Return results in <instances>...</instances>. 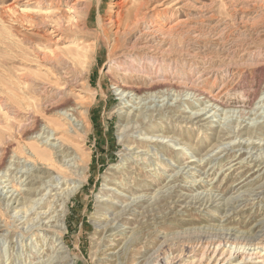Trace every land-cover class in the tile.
Segmentation results:
<instances>
[{"label":"rangeland","instance_id":"obj_1","mask_svg":"<svg viewBox=\"0 0 264 264\" xmlns=\"http://www.w3.org/2000/svg\"><path fill=\"white\" fill-rule=\"evenodd\" d=\"M122 2L141 9L131 34L115 22ZM263 101L264 0H0V264H44L60 248L52 224L30 222L77 180L34 156L48 135L40 151L53 144L63 169L88 157L56 264H264ZM118 187L147 198L104 234L129 203L105 195Z\"/></svg>","mask_w":264,"mask_h":264},{"label":"bare ground","instance_id":"obj_2","mask_svg":"<svg viewBox=\"0 0 264 264\" xmlns=\"http://www.w3.org/2000/svg\"><path fill=\"white\" fill-rule=\"evenodd\" d=\"M126 4L125 3H120V4H118L117 6L118 7H121L120 9H122L121 10V12H120V14L118 15V18H117V20L115 21V22H117V28H118V32H121V30H123V33H128V34H131V32H130V29H131V27L134 25V24H136L137 22H138V19L140 18V15H141V9H138L136 12H132L133 11V9H132V11L131 10H127L126 12H123V10H124V8L125 7H127V6H125ZM110 22H112V21H110ZM60 22L59 21H56L55 22V27H54V29H56V31H59L60 29H62L64 26L63 25H61V24H59ZM69 28H67V30H68ZM117 32V33H118ZM118 35H120V33H118ZM78 44V43H77ZM77 48V47H76ZM66 50V49H65ZM87 50V49H86ZM85 50V51H86ZM90 50V49H89ZM81 51H83V50H81ZM89 53V52H88ZM86 54V53H85ZM81 57V56H80ZM85 58V57H84ZM83 58V59H84ZM86 60V59H85ZM87 61V60H86ZM76 62V61H75ZM77 63L78 64H81V60H77ZM148 90H153V87L151 86L150 87V89H148ZM128 91H130V92H135L136 94H138L139 95V90H138V88L137 89H132V88H126V89H124L123 90V92L122 93H126V92H128ZM169 90H167V92H168ZM154 93H156V92H152L151 94H154ZM164 96H169V93L167 94V95H164ZM259 104H264V101L263 102H260ZM258 106V105H257ZM74 110H76V112H77V109H74ZM73 110V111H74ZM158 110L156 109V112H157ZM60 115V114H59ZM79 115H80V118H81V120L82 121H78V124H77V130L76 131H83V132H89L90 130L87 128V125H86V121H87V118H88V111H85V112H80L79 113ZM152 117H153V115H151ZM151 116H149V117H151ZM138 118L136 119V121H135V123L136 124H139L141 127H143L144 125H145V121H146V119H147V116H142V115H140V113H139V115L137 116ZM255 118V117H254ZM134 122V121H133ZM58 123V122H57ZM56 123V124H57ZM50 124V123H49ZM60 124V123H59ZM63 124V123H62ZM51 126L53 127V125L51 124ZM62 126V125H61ZM234 126V125H233ZM78 127H81V129H78ZM62 128V127H61ZM54 129V128H53ZM60 129V128H59ZM264 129V125H260V126H258V128H257V130L258 131H262ZM65 130V129H64ZM250 130V129H249ZM59 131V130H58ZM25 134H28V129L25 131ZM37 134V133H36ZM241 134V133H240ZM256 132H254V131H250L249 132V137L250 138H252L254 135H255V137H257L256 136ZM48 136H50V135H48ZM48 136L46 137V138H41L40 140H38V138H35L37 141H35V143H36V145H38L37 147H32L33 148V151H34V156L35 157H37V160L38 161H40V162H43V164H45L46 166H48V167H53V168H56L57 170H59V171H62V172H65V173H71V175H73V176H76V178H77V180L76 181H73V182H71V183H69V184H67L66 183V187L59 193V194H57L56 196H53V201L52 202H49V203H46L45 204V206L44 207H41V208H39V213H37L36 215H34L35 217L30 221V222H34L35 220H38V223L37 224H40L41 222H43V221H48V224H52V226H51V228L53 229V230H46L47 231V233L49 234V235H51V237H52V239L54 240V247L56 246L57 247V249H58V247H60L58 250H57V252H56V248H55V253L53 252V254H54V257H51V258H49L47 261H45V263L44 264H56V262H55V260L56 259H59V260H63L64 258H62V257H59V256H57L58 255V252H59V250L61 251L62 249H64L65 248V245H66V243H65V236L67 235V233H68V228H67V220H68V213L70 212V209H69V203H71L72 202V200L76 197V194L78 193V191L82 188V186H83V184L87 181V168L85 167V166H87V165H85V164H87V160H88V157H85L84 155H78V158H73V162L71 163V164H73V168L75 167V169H74V171H72V170H68V168H66V169H63L62 168V165H58V163H61V161L59 160V162H57V160H55V158H57V151L55 152L54 150L56 149V148H54V146H53V144H49V146H50V149H49V153H46V152H41L40 151V148H41V146H40V142H38V141H41V143L43 144L44 143V145H47V144H45V142H43L44 140H49V138H48ZM228 136V135H227ZM226 139H228V138H226ZM230 139V138H229ZM148 144V143H147ZM220 145V144H219ZM46 147V146H45ZM48 147V146H47ZM252 147V146H251ZM233 148V147H232ZM234 148H239L240 150H242V149H249V147L247 146H242L241 144H238V146L237 147H234ZM223 153V152H222ZM260 153V152H259ZM32 155H33V152H32ZM258 157V156H257ZM242 157H240L238 160H242L241 159ZM258 160V159H257ZM256 160V164H255V166L254 167H257V168H261L262 166H264V161L263 162H261V160H259V161H257ZM37 162V161H36ZM39 162V163H40ZM198 163H203L202 162V160L200 161V162H198ZM211 163V162H210ZM34 165L36 166V164L34 163ZM198 165V164H197ZM210 165V164H209ZM242 166V165H241ZM199 168L200 169H202L201 168V165L199 166ZM241 168H245V166H243V167H241ZM250 168H248V170L246 171V172H249V171H251V170H249ZM264 169V167H262V169L261 170H259V172L261 171L262 172V170ZM27 170V169H26ZM179 174V173H178ZM208 174V173H207ZM181 177H179V178H177V179H175V181H174V183H173V185L172 186H170V187H168V188H166V190H165V192H164V194H167L166 196H164L163 197V199L161 200V198L159 197V198H157L158 199V201H159V203L158 204H156V206H158L159 207V209L160 210H162L163 208L162 207H167L169 210H171V208L173 207L172 206V204L169 202L171 199H172V195L169 193L172 189H173V187L177 184V182H179V179H180ZM243 178V176L240 178V179H242ZM236 181V180H235ZM235 181H234V183H235ZM235 185V184H234ZM108 187H110L111 185L110 184H108L107 185ZM238 187V186H237ZM252 187V186H251ZM12 189L15 191V192H19V190H18V188L17 187H15L14 185H12ZM213 190V189H212ZM54 191V190H53ZM128 192H126V194L127 193H131V192H133V190L132 189H128L127 190ZM117 192H121V194H123L125 191L124 190H122L121 191V189H119V187H118V189L117 188H115V190H112V189H108L107 190V192H106V194L105 195H111V200H118V199H121V197L120 196H118L116 193ZM248 192V191H247ZM254 193V192H253ZM36 193L33 191H29V192H27L25 195H27V196H33V195H35ZM14 195V194H13ZM13 195H12V197H13ZM109 195V196H110ZM124 195V194H123ZM155 195H157V194H155ZM155 195H153L154 197H155ZM242 195V194H241ZM258 195V194H257ZM263 194H260V196H259V199L261 198V196H262ZM136 196V195H135ZM141 196V195H140ZM209 196H211V194L209 195ZM61 197V199H59ZM125 197H126V195H125ZM137 197V196H136ZM154 197H150V199L149 200H153V198ZM212 197V196H211ZM210 197V198H211ZM147 197L146 196H141V197H138V198H129V199H126V198H122L121 199V203H127V202H129L128 203V205H126L125 206V208H122V209H120L121 211H120V214H118V215H116L115 217H114V219L111 221V222H108L107 220V222H106V226L104 227V228H102V230H103V233L104 234H106V233H109V232H112L113 231V229L111 228V227H113V225L114 224H117V226L119 225V224H121L124 220H125V218H124V215H126V213L127 212H131L132 211V208H134V207H136V206H139L140 205V203H141V201H140V199H146ZM192 198V197H191ZM27 198H25L24 199V201H22L21 202V204L22 205H26L27 204V200H26ZM57 199V200H56ZM56 200V201H55ZM161 200V201H160ZM195 200V203H201L202 202V199L200 198V196H198V197H195V198H193V201ZM41 201V200H40ZM29 202V201H28ZM192 202V201H191ZM10 203L11 202H9L8 204H7V207H12V206H10ZM38 203V202H37ZM157 203V202H156ZM149 204V203H148ZM161 204H165L164 206H162L161 207ZM104 205L105 206H107V207H105V210H106V208H108V209H111V208H114V206L113 205H111V204H109V203H104ZM175 205V204H174ZM186 205H188V203H186ZM141 206V205H140ZM172 206V207H171ZM28 207V206H27ZM26 207V208H27ZM154 207V206H153ZM22 208V207H21ZM45 208H47V210H45ZM157 208V207H156ZM135 210V209H134ZM163 210H166V209H163ZM104 212V211H103ZM172 213V212H171ZM147 214H150V213H148V212H145V213H143V216H144V218H146L145 216ZM166 215H168V214H166ZM165 217V216H164ZM147 219V218H146ZM260 223V222H259ZM105 224V223H104ZM159 225H158V227H163V222H160V223H158ZM263 224V223H262ZM28 225H30V224H28ZM44 225V224H43ZM102 225V224H101ZM100 225V226H101ZM261 225V224H260ZM100 226H99V228H98V230L99 229H101L100 228ZM146 226V225H145ZM263 226V225H262ZM30 227H32V225L30 226ZM30 227H28V228H30ZM142 227H143V225H139V227H138V230L140 231V230H142ZM261 227V226H260ZM46 228H48V226H47V224H46V226H45V228L44 229H46ZM252 228V227H251ZM264 228V227H263ZM43 229V228H42ZM101 230V231H102ZM31 231H32V233H38L37 232V230H32V228H31ZM136 232H138V231H136ZM229 232V231H228ZM230 233V232H229ZM39 234V233H38ZM134 235V236H133ZM245 235V234H244ZM131 236H133L134 238H133V240H132V242L134 243V241H137L138 239L137 238H135V231H132V235ZM258 243V242H257ZM256 245V244H255ZM261 244L260 243H258L257 244V246H260ZM235 247V246H234ZM216 251L218 250V248L217 249H215ZM253 250V249H252ZM263 251H264V248H263ZM256 252V251H255ZM225 253H227V255L229 256H231L232 255V249L230 250L229 248L226 250V251H224L221 255L222 256H224V254ZM249 257V256H248ZM214 258V257H213ZM212 258V259H213ZM219 258V257H218ZM58 260V261H59ZM211 260V259H210ZM220 260V259H219ZM219 260L217 259V262L215 261V263H218L219 262ZM244 260V259H243ZM168 259L166 258L165 259V264H168ZM223 261V260H222ZM57 264H63V262H57ZM230 264V263H229Z\"/></svg>","mask_w":264,"mask_h":264}]
</instances>
